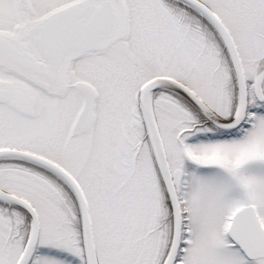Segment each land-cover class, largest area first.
Returning <instances> with one entry per match:
<instances>
[{
  "label": "snow or ice",
  "instance_id": "obj_1",
  "mask_svg": "<svg viewBox=\"0 0 264 264\" xmlns=\"http://www.w3.org/2000/svg\"><path fill=\"white\" fill-rule=\"evenodd\" d=\"M0 264H264V0H0Z\"/></svg>",
  "mask_w": 264,
  "mask_h": 264
}]
</instances>
